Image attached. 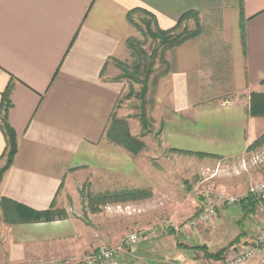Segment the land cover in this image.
I'll use <instances>...</instances> for the list:
<instances>
[{"label": "crops", "instance_id": "1", "mask_svg": "<svg viewBox=\"0 0 264 264\" xmlns=\"http://www.w3.org/2000/svg\"><path fill=\"white\" fill-rule=\"evenodd\" d=\"M137 9L151 13L161 30L189 12L198 14L202 26L198 37L166 53L168 73L153 86L149 117L160 124L149 141L154 151L207 166L242 159L264 134V117L249 115L250 96L264 94V0H0V104L10 86L7 120L17 137L0 198L34 211L66 212L52 222L0 221V264L73 261L117 246L128 231L117 224L127 217L100 205L87 213L83 191L143 189L155 195L158 181L172 176L156 164L160 156L145 165L141 153L131 155L106 138L125 87L115 62L125 59L127 40L137 36L128 19ZM129 132L148 139L141 127L133 134L129 125ZM5 147L0 131V157ZM146 167L147 178L141 174ZM190 241H200L198 234ZM156 243H144L154 263L199 264L195 245L163 244L159 254Z\"/></svg>", "mask_w": 264, "mask_h": 264}, {"label": "rangeland", "instance_id": "2", "mask_svg": "<svg viewBox=\"0 0 264 264\" xmlns=\"http://www.w3.org/2000/svg\"><path fill=\"white\" fill-rule=\"evenodd\" d=\"M135 19L140 21L141 19H144V17L139 14ZM188 27L189 29H193V23L189 22ZM136 37L139 40L142 49L147 53L150 52V49L152 50V48L156 46V44L150 39L143 38L139 34H137ZM132 63L133 60L130 57L128 50L125 59L115 62V67L118 70V80L121 81L125 87L124 92L116 105L114 115L115 117H123L129 120V123L127 122L128 128L130 125V130L134 134L135 130L140 127L137 117L140 113V102L137 100L136 94L140 91L141 86L130 81L127 76V74L130 73V70L127 68L131 67ZM118 64L124 65L127 72H122V68L120 69ZM154 68L155 71L150 75L148 90L146 93V102L148 104L145 107V111L146 116L149 119V126L145 136H147L148 139H144L143 143H146V145L144 144V149L141 152L140 157L143 159L142 163L145 165H151L154 164L151 163L152 158L160 156L156 163L158 167L163 170L168 168L169 170H167L173 172V174L169 178L158 181L157 185L159 186V191L158 193H155V195L150 194V196L140 198L136 201L114 202L120 203L121 205L117 206L123 211L117 210V207L112 206V203L100 206L104 212L110 214L115 213L120 217H127L128 222L122 223L119 221L117 224V226L119 225V228L125 226L128 227V231L123 234L121 241L131 233L148 231L163 225H166L167 228L162 230L158 229L151 238H146L133 247L125 248L123 252H126L129 258H119L118 255L112 264H116V261L117 264H158L154 263L155 257L153 254L145 249L146 246H149L150 241L157 242L154 244V247L159 254H161V245L163 244H166L163 246L166 247L164 249H173L175 244H178L179 242H185L188 246L195 245L196 247L194 249L198 255H200V257H196V259L199 264H201L205 261V258L202 256L203 252L201 247H206L210 253H218L220 250L224 249L225 252L222 254L223 257L230 251L232 245L235 243H243L244 240L248 239L260 221L254 215L255 213L249 217L247 215L244 216V213L238 207L239 203H237L220 208L216 218L210 223L201 226L196 232L190 233L188 230L183 232L180 230L181 225L191 218L199 210V207L202 206V195L204 193L217 192L225 195L244 197L250 184L264 179V145L256 147L245 157L237 161L211 160L207 166L203 162H198V160L195 159H185L184 161L173 160V156H170L166 151H154V146L151 142L149 143V141H153L157 138L160 124L157 120L153 123L149 117L155 104V95L151 82L156 78L157 74L163 70L158 62L155 63ZM162 155L166 156V158L171 161H164ZM253 158L258 159L256 163L252 162ZM243 159L245 161L244 165L242 163ZM192 163H196L197 166H194ZM3 165L4 163L0 166V169ZM142 172L141 174L143 177L147 178V173L150 172V169L146 167ZM163 190L164 192L162 193L161 191ZM89 196L87 195V192L84 191L81 194V203L83 204L82 206L86 208L87 213L92 212L89 208V202H91ZM126 203H133L134 205L126 207ZM77 210H75V212L80 213L78 207ZM70 212L72 213L74 210ZM1 216L2 212L0 210V221H2ZM170 229H173V234L169 233ZM192 233L198 234L200 241L196 243L190 241L192 240ZM165 239H167V241L162 242V240ZM144 243L146 244L145 247ZM119 244H117V246ZM80 259L81 258L73 261L49 262L45 264H79Z\"/></svg>", "mask_w": 264, "mask_h": 264}, {"label": "trees", "instance_id": "3", "mask_svg": "<svg viewBox=\"0 0 264 264\" xmlns=\"http://www.w3.org/2000/svg\"><path fill=\"white\" fill-rule=\"evenodd\" d=\"M133 14H136V16L141 14L144 19H141L140 21L133 19ZM128 19L136 34H139L143 38L150 39L156 44V46H154L152 50L150 49V52L147 53L140 46V42L137 37H132L126 42V49L129 51V55L133 60L131 67L127 68L130 70V73L127 74V76L130 81L141 86L140 91L136 94L137 100L140 102V113L137 117L142 129L141 137H144L149 126V119L147 118L145 111V107L148 104L146 102V93L148 90L150 75L155 71V63L158 62L159 65L162 66L163 70L158 73L156 78L151 82L152 86L156 84L158 79L168 73L169 66L165 58L166 53L180 46L184 42L198 37L202 32V28L199 22V16L194 12L182 15L176 24L168 30L159 29L155 17L151 13L144 10L137 9L131 11ZM189 22L193 23V29H189ZM118 66L120 69L122 68V72H127L124 65L118 64ZM9 92L10 86H8L3 92L0 104V131L3 134L6 144L5 152L0 157V159L4 160V165L0 169V183L4 173L11 166L17 151V137L15 131L7 120V111L10 108ZM249 115L251 117H264V94H252L250 96ZM106 138L111 143L121 147L131 155H138L144 149V143L139 138L133 137L130 134L127 121L125 119L116 118L114 114L111 117L110 124L106 131ZM262 145H264V134L261 135L247 149V151L249 153L256 147ZM184 154L194 156L198 159L208 156L201 153ZM148 196H150L148 191L140 189L115 194L105 193L90 195L89 200L91 202H89V208L92 212H96L99 205L122 201H136L140 198H146ZM260 200L264 202V196H262ZM257 203L258 201L255 198L247 196L239 202L238 207L244 213V216L247 215L249 217L255 213ZM0 210L2 212L1 219L7 224L52 222L64 219L66 216L63 210L54 209V207H51L46 211L39 212L25 208L4 198H0ZM169 233L173 234V229H170ZM234 245H232V247ZM201 250L203 252L202 256L206 260H219L225 252L223 249L224 251L220 250L218 253H210L206 247H201Z\"/></svg>", "mask_w": 264, "mask_h": 264}, {"label": "built area", "instance_id": "4", "mask_svg": "<svg viewBox=\"0 0 264 264\" xmlns=\"http://www.w3.org/2000/svg\"><path fill=\"white\" fill-rule=\"evenodd\" d=\"M258 159L253 158L256 163ZM244 165L245 161L242 160ZM247 196L255 198L258 203L255 208V216L259 217L260 223L254 235L245 244H237L231 247L230 251L219 260H206L201 264H250L258 262L264 264V202L260 199L264 196V179L248 186L244 197L225 195L223 193L206 192L202 195L203 203L199 210L186 222L181 225V231L196 232L214 220L218 210L224 206H231L239 203ZM126 208V207H125ZM117 210L123 211L117 206ZM167 228L166 225L156 227L148 231H140L127 235L116 247H100L97 251L82 257L79 264H112L125 248L133 247L140 241L151 238L156 231Z\"/></svg>", "mask_w": 264, "mask_h": 264}]
</instances>
